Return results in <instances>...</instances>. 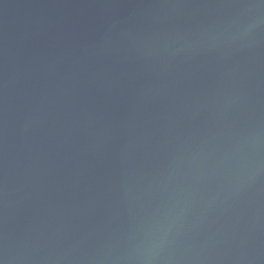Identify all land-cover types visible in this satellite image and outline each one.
<instances>
[{
  "label": "water",
  "instance_id": "1",
  "mask_svg": "<svg viewBox=\"0 0 264 264\" xmlns=\"http://www.w3.org/2000/svg\"><path fill=\"white\" fill-rule=\"evenodd\" d=\"M0 264H264V0H0Z\"/></svg>",
  "mask_w": 264,
  "mask_h": 264
}]
</instances>
